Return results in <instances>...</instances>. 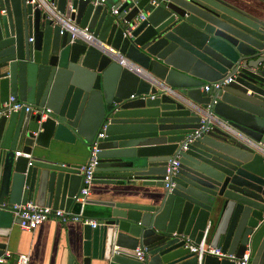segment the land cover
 Wrapping results in <instances>:
<instances>
[{
  "label": "water",
  "instance_id": "95a60500",
  "mask_svg": "<svg viewBox=\"0 0 264 264\" xmlns=\"http://www.w3.org/2000/svg\"><path fill=\"white\" fill-rule=\"evenodd\" d=\"M117 3L0 0V104L12 96L49 108L43 119L22 108L0 116V202L70 209L80 164L40 151L90 143L102 129L92 182L162 190L159 198L137 191L150 203L85 198L103 208L94 227L82 224L79 249L64 264H233L190 251L206 226L208 246L235 257L246 251L248 264H264L263 9L124 0L112 14ZM64 21L116 49L126 66L60 33ZM17 222L0 209V256Z\"/></svg>",
  "mask_w": 264,
  "mask_h": 264
},
{
  "label": "crops",
  "instance_id": "0c3cea01",
  "mask_svg": "<svg viewBox=\"0 0 264 264\" xmlns=\"http://www.w3.org/2000/svg\"><path fill=\"white\" fill-rule=\"evenodd\" d=\"M238 6L261 8L264 12V2L261 0H228ZM57 150L45 149L40 153L51 155V158L64 163L82 164L86 160L89 143H59ZM39 153V154H40ZM131 187V186H129ZM126 185H103L91 183L86 199L109 201H132L150 203L154 200L141 199L143 191L146 196L160 197L162 188L159 186L133 185L128 192H119L118 189L127 190ZM114 190V191H111ZM141 189V190H137ZM132 190V191H131ZM136 192V193H135ZM151 192V193H148ZM145 196V197H146ZM147 198V197H146ZM103 207L95 204L83 203L81 214L95 218ZM79 204H73L70 208L73 212H79ZM82 224L74 221L60 223L56 220H46L31 230L20 229L16 224L12 227L9 237L5 238L7 256L3 262L12 264L16 254L24 253L28 256V264H64L67 256L79 249L81 241Z\"/></svg>",
  "mask_w": 264,
  "mask_h": 264
},
{
  "label": "built area",
  "instance_id": "2783aa9c",
  "mask_svg": "<svg viewBox=\"0 0 264 264\" xmlns=\"http://www.w3.org/2000/svg\"><path fill=\"white\" fill-rule=\"evenodd\" d=\"M88 1L92 4L103 2V0H88ZM123 1L124 0H118L117 5L111 8L112 14H116L117 7ZM148 3L154 6L157 4V0H148ZM137 18L142 19L143 18L142 13H139ZM62 30L68 31L70 33L71 39L78 38L86 43H91L110 54H114V55L117 54L118 64L126 66L127 63L125 62L124 58L120 54H118L116 49L111 47L109 44H106L105 42L95 39L89 32L86 31L85 28H79L70 21H64V25L61 27L60 33ZM127 66L129 67L130 65ZM132 68L135 71H138V68L136 66ZM229 80H230L229 77H225L222 80L213 81L208 84H205L201 88L207 91L209 86L213 88H217L227 83ZM21 108L24 110L30 109L32 113L40 112L42 119L46 116L47 112H49V108L33 107L30 104L21 102L19 100H15L12 96H8L7 100L0 104V116L7 115L13 111H18ZM204 129H207V127ZM199 130L200 128H197L192 133L187 135L185 142L182 144V148H184L185 147L184 145L187 142H190L192 138L198 134ZM102 136H103V132L102 129H100L96 133V136L93 138V140L89 143L86 160L84 161V163L80 164L79 167V172L81 175L80 187L76 192V194L73 196L74 204L76 203L79 204L80 207L79 212H73L70 209L63 210L57 207L53 208L49 205L39 206L31 202H25L22 204L21 203L7 204L6 202H0V209L9 211L14 218H17L18 222L16 223V225L20 229H24V230H31L38 224L49 219L56 220L60 223H65L67 221H74V222H79L80 224H88L91 227H94L96 223L95 219L82 215L81 207L83 205V200L85 199L88 193L89 186L92 183L93 171L97 164L98 141L96 140V138H101ZM18 154H20V152L15 151V155ZM176 164H177L176 159H171L168 161L165 167V172L162 177V181H163V186L167 189H169L172 186V183L170 182V177L175 171ZM206 230H207V226L205 227L202 237L198 242V244L196 246L189 247L190 251L197 255L198 260L201 259L204 253H208V254L216 255L218 258L228 259L229 261L233 262V264H248L249 260L246 251H244L240 257H235L231 253L220 251L219 248L208 246V244L205 242ZM133 251H134V256L137 259L142 260L144 256V250L140 247H136L134 248ZM6 256H7L6 253H4L3 256H0V262H3ZM12 264H28V256L24 253H18L16 254Z\"/></svg>",
  "mask_w": 264,
  "mask_h": 264
}]
</instances>
